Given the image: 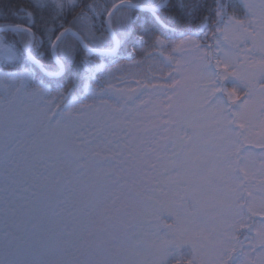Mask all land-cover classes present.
<instances>
[{
    "label": "snow or ice",
    "instance_id": "obj_1",
    "mask_svg": "<svg viewBox=\"0 0 264 264\" xmlns=\"http://www.w3.org/2000/svg\"><path fill=\"white\" fill-rule=\"evenodd\" d=\"M0 264H264V0H0Z\"/></svg>",
    "mask_w": 264,
    "mask_h": 264
},
{
    "label": "trees",
    "instance_id": "obj_2",
    "mask_svg": "<svg viewBox=\"0 0 264 264\" xmlns=\"http://www.w3.org/2000/svg\"><path fill=\"white\" fill-rule=\"evenodd\" d=\"M21 2L22 3H27L28 2V0H21ZM170 39H174V40H178L179 39V37L178 36H170L169 37ZM139 47H145L144 45H140ZM133 59H140V56H134L133 57ZM226 87H228L229 89H231V87H232V85H231V83H228L227 85H226ZM259 218H257V220H258ZM254 234V233H253Z\"/></svg>",
    "mask_w": 264,
    "mask_h": 264
},
{
    "label": "rangeland",
    "instance_id": "obj_3",
    "mask_svg": "<svg viewBox=\"0 0 264 264\" xmlns=\"http://www.w3.org/2000/svg\"><path fill=\"white\" fill-rule=\"evenodd\" d=\"M257 151H259V150L257 149ZM256 167H259V162L258 161H257ZM257 222H259V219L257 220Z\"/></svg>",
    "mask_w": 264,
    "mask_h": 264
}]
</instances>
